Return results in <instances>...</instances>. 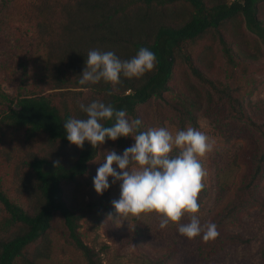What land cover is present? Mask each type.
Returning a JSON list of instances; mask_svg holds the SVG:
<instances>
[{"label": "trees", "instance_id": "obj_1", "mask_svg": "<svg viewBox=\"0 0 264 264\" xmlns=\"http://www.w3.org/2000/svg\"><path fill=\"white\" fill-rule=\"evenodd\" d=\"M262 1H27L22 20L40 32L50 68L54 67L57 72L52 76L55 85L47 92L12 97L0 91V101L9 103L1 117L3 123L24 131L19 146L43 134L49 141L47 148L33 150L31 155L17 160L11 175L19 177L17 169L26 174L20 179L15 195L9 193L11 186H0V264H38L48 257V247L39 246V239L45 235L56 212L62 216L69 241L87 262L101 264L96 251L81 238L80 215L67 202L62 182L83 175L89 162L101 152L102 145L111 140L106 138L95 148L88 142L83 148H77L67 141L63 124L69 118H86L80 105L99 100L117 110H126L128 117L139 118L142 121L139 131H145L139 106L152 97L163 98L169 89L174 63L183 55L192 74L207 91L204 98L195 88H190L191 92L181 91L176 101L168 103L177 115L180 128L184 129L187 124L197 126V114L202 112L206 116H230L246 121L259 132L248 137V146L242 151L245 169L233 197L208 221L217 225L219 236L214 240H204L201 236L200 251L209 257L217 255L228 244L249 242L242 233L227 227L241 223L243 214L251 208H264V195L258 191L264 177V103L256 105L251 116L238 97L237 86L205 73L183 51L213 31L228 65L227 74L232 76L235 70L248 73L251 71L248 60L258 57L260 44L264 47V18L259 17ZM177 10L185 11L182 21H174L171 12ZM237 16H242L246 29L257 37L259 45H250L243 35L235 32L229 36L223 34L225 24ZM141 47L156 54L154 70L143 77H121L118 85L103 81L84 86L78 83L90 50L113 51L121 60H128ZM122 48L129 49L130 53L121 55ZM111 123L105 122V126ZM127 138L116 140L117 151L130 147ZM176 154L174 150L172 155ZM205 193L204 186L198 194V203ZM260 253L264 262V242Z\"/></svg>", "mask_w": 264, "mask_h": 264}, {"label": "rangeland", "instance_id": "obj_2", "mask_svg": "<svg viewBox=\"0 0 264 264\" xmlns=\"http://www.w3.org/2000/svg\"><path fill=\"white\" fill-rule=\"evenodd\" d=\"M27 1L0 0V91L12 97L47 92L55 85L52 76L57 70L50 68L48 51L40 32L22 20ZM184 13V10L171 12L174 21H182ZM259 17L264 18V1L259 4ZM222 32L227 36L233 32L243 35L250 45L260 44L257 37L246 29L242 16L228 21ZM47 38L45 35V42ZM220 47L212 31L183 52L190 55L205 73L237 86L241 103L254 116L253 108L264 103V47L260 44L258 57L248 60L251 71L244 74L235 70L232 76L226 72L228 65ZM120 53L126 56L130 50L122 48ZM168 85L163 98L152 97L139 106L138 113L145 131L162 126L173 133L183 130L168 103L176 101L181 91L191 92L190 88H195L204 98L207 91V87L192 74L184 55L177 57ZM8 107L9 103L0 101V186H11L9 193L14 192L15 195L20 179L26 174V171L17 169L20 176L11 175L17 160L31 155L33 150L47 148L49 141L43 134L20 147L23 129L6 126L1 119ZM188 127L205 132L215 141L213 150L201 159L206 171L202 180L206 193L199 203L198 215L201 224L207 225L212 215L233 197L245 169L242 151L248 146V137L259 132L246 121L230 116H206L202 112L197 114V126L187 124L184 129ZM127 139L131 146L133 138ZM114 143L116 140L102 145L101 152L89 162L83 175L62 182L67 202L80 215L81 238L96 251L101 264H264L260 253L264 242V208L261 207L251 208L243 214L241 223L227 227L230 231L242 233L249 242L228 244L217 255L209 257L200 251L202 235L187 239L178 233L179 224H169L162 229L160 217L154 213L122 220L112 205L120 197V182L111 184L102 195H98L93 187V178L107 152L115 150L118 154L123 153L116 150ZM111 179L109 177L110 182ZM258 191L264 195V177ZM188 221L189 217L185 215L179 223ZM42 245H47L49 254L38 264H89L81 251L69 241L58 212L54 214L45 235L39 239V246Z\"/></svg>", "mask_w": 264, "mask_h": 264}, {"label": "clouds", "instance_id": "obj_3", "mask_svg": "<svg viewBox=\"0 0 264 264\" xmlns=\"http://www.w3.org/2000/svg\"><path fill=\"white\" fill-rule=\"evenodd\" d=\"M156 54L141 47L135 56L121 60L113 51L90 50L78 83L81 86L101 81L118 85L121 77L141 78L154 70ZM86 118H69L63 125L71 145L83 148L88 142L94 148L120 137H131L134 143L122 154L107 152L93 178L94 191L102 195L111 184L120 182V197L112 202L118 216L154 213L160 227L179 224L178 233L187 239L201 236L214 240L219 236L215 223L202 225L199 218L198 194L206 171L201 159L214 148L215 141L205 132L188 127L176 130L156 127L139 131L142 121L129 119L124 109L96 100L80 105ZM111 121L110 126L105 122ZM176 155H172L173 151ZM116 165L114 168L113 165ZM111 177V182L109 181ZM187 215V223H179Z\"/></svg>", "mask_w": 264, "mask_h": 264}]
</instances>
